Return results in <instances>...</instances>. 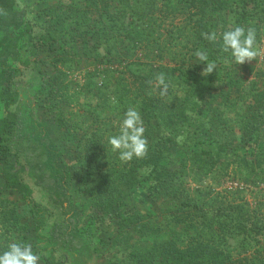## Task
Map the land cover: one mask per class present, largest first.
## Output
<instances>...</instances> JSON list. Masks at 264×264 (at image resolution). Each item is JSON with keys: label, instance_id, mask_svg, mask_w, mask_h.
Returning a JSON list of instances; mask_svg holds the SVG:
<instances>
[{"label": "trees", "instance_id": "trees-1", "mask_svg": "<svg viewBox=\"0 0 264 264\" xmlns=\"http://www.w3.org/2000/svg\"><path fill=\"white\" fill-rule=\"evenodd\" d=\"M83 1L84 8L63 2L48 6L46 20L52 29L37 42L18 0H0V171L9 190L20 192L30 207L34 246L44 263L113 264L96 251L95 233L81 228L83 212L71 198L72 171L37 112L44 92L56 105L73 97L60 62L70 64L81 49L90 47L89 52H100L103 64L88 88L92 95L87 97L98 101L81 103L75 124L59 120L68 139L77 142L82 180L95 184L91 200L100 218L110 217L114 205L120 209L112 216L119 226L109 247L118 249L127 264H264V85L256 91L252 83L254 104L245 113L241 93L233 96L235 87L242 90L237 66L201 36L210 30L222 34L237 25L253 27L258 45L264 0H177L185 21L177 27L178 36L163 45L160 37L155 39L153 0ZM95 13L100 16L98 28L88 23ZM82 26L87 30L81 31ZM81 35L80 44L76 39ZM189 37L195 50L202 48L217 61L213 73L205 76L206 65L186 60L179 65L159 62L164 49ZM149 43L155 48L144 50ZM42 45L55 52L45 62L55 70L47 81L38 66ZM160 73L170 82L166 96L156 87ZM129 105L142 113L148 149L143 158L122 162L106 140ZM102 112L114 118H101ZM236 126L243 137L236 134ZM204 144L209 148L195 149ZM232 180L243 182L254 201L237 194V188H227ZM142 184L166 204L161 224L151 222L152 213L122 212L125 201L132 199L130 192ZM15 209H3L0 248L28 241L27 226L18 225ZM165 228L169 235L160 239ZM147 237L154 242L131 244Z\"/></svg>", "mask_w": 264, "mask_h": 264}, {"label": "rangeland", "instance_id": "rangeland-1", "mask_svg": "<svg viewBox=\"0 0 264 264\" xmlns=\"http://www.w3.org/2000/svg\"><path fill=\"white\" fill-rule=\"evenodd\" d=\"M18 2L20 6H22L27 12V18L34 28V34L37 42H39L38 36H40V34H45L48 28L52 29L49 26V21L46 20V8L48 6H50L51 4L63 2V4L67 5H71L73 3L83 8L86 7V3H84L83 0H18ZM116 4V2L113 4L110 9L111 11L115 10ZM179 5L180 4L177 0H153V16L157 18L155 22L158 28L157 32L155 33V39H158V37H160L161 45H163V42L166 41L172 42L173 39L178 36L177 27L183 26L185 15H182V9L181 11H179ZM69 21H66L68 24L65 23V25L70 28L71 26L69 24ZM89 22L92 23L93 26H96L98 28V26L100 25L99 14L95 13L92 18L88 20V23ZM70 29L73 32L76 30L73 28ZM84 29L87 30V27L82 26V29L80 30L83 31ZM82 38V35L78 36L76 42L81 44L83 40ZM182 42L183 43H180L178 46H170L169 48L164 49L162 53L163 57H160L158 59L159 62L169 65H179L183 63L184 60H186V63L188 64L195 63V58L192 55L195 49L193 47L194 44L193 41H191V37ZM182 44L186 45L184 46ZM52 46L58 48L59 44L54 43ZM151 47L155 48V44H146L144 50L148 51V49ZM189 48L192 50L188 51ZM257 48L260 50V54L256 58L252 59L251 61H246L242 65H237V72L239 73L238 76L242 80V90L241 88L238 89L237 87H235V90H233V96L236 97L238 93H241L240 102L243 100L246 101L244 104L246 105V107H244L243 109L248 108L249 105L254 104V101L250 100V96H253L254 94V92L252 91V83L255 85L256 91H261L264 85V28L262 30V35ZM82 50L83 49H81L80 53L76 54L74 58H71L73 61L70 62V64L60 62V68L65 72V83L69 86L68 92L70 94H74L73 97L69 98L68 101L61 100L62 102L56 105L54 101L49 100L48 92H44L39 97L37 112L50 137L60 147L65 159L67 160V163L69 164L70 170L72 171L73 179L71 183V198L74 204H77L83 212L81 228H90L95 233L94 235L97 240L95 249L100 255L112 259L113 264H127L126 259H124V255H122L118 249L109 247V240L111 237H114V234L117 232V228L119 226L118 218L114 219L112 216H115L120 209H118L117 205H114V207L111 208V211L114 214L112 213L110 217H107L105 219L100 218V216H102V213L100 210L98 211V209L94 207L91 200L95 190V184L91 181L86 183L82 180V170L79 168V162L76 159V154L78 153V150L76 149L77 142L68 139V137L65 135V128L61 127V121L59 120V117H62L65 122H67V120L69 119L72 123L75 124L77 121L76 111H83V108L81 110L79 109L80 104L86 103L87 100L93 103H96L98 101L95 97L88 98L87 96L92 95L88 90L89 87H93V84L91 82L92 74H95V72H97V69H99L100 66L103 65L100 64L99 61L100 52H89L90 47L84 49L83 51ZM54 54L55 52L48 50V47L46 45H42L39 48L38 58L40 59V61L38 63V66L43 70V74L46 79L45 81L50 79L55 72L53 67L45 63L46 61H50ZM101 54L103 55L105 53L101 51ZM184 54L185 56L183 57ZM124 61H127V59ZM101 108L102 106H100V109ZM246 110L247 109H245V113ZM108 113L102 112L100 114L101 118H105L106 115H110L111 118H114L111 113ZM233 116L238 119L240 117L239 112L235 111L233 113ZM91 119H95L94 114L91 115ZM235 132L238 136H241L242 134V137L244 136V132L242 131L241 133V131L239 130V126H236ZM83 134L84 133H81V135L79 136H83ZM206 134V131L202 133L201 140H205L204 138H206ZM201 147L209 148L208 145L204 144V146H196L195 149H200ZM230 169L233 170L232 168ZM192 178L193 177L191 174L190 179ZM190 184L193 187L196 186V184L192 183L191 181ZM242 185H244L243 182H238V180H232L226 183L227 188H237V194L245 196V198L253 202V195L250 191L248 192V190H245ZM130 193L132 195V199L131 201H125L126 207L122 208V212L130 213L133 210H140L143 213H152L153 217L151 218V222L161 224L164 217V208H166V204L161 203L163 198L157 195L155 197L150 196L148 192H146L143 184L138 191ZM11 208H16L15 210L17 211L18 216H20L18 225H20V223L26 224L27 229H25V234L28 238L27 242L31 243L35 249V226L34 219L30 214V207L26 203L20 192L9 190L0 171V245L3 241L2 234H5L3 225L6 221V218L2 212L3 209L10 210ZM14 234L15 233H13V235ZM168 235L169 229L166 230L165 228L161 233L160 239L166 238ZM153 242L154 239L152 237H147L141 241L135 239V241H132L131 244H140L141 246H147L149 244H152ZM96 263L93 262V264ZM40 264H45L42 258Z\"/></svg>", "mask_w": 264, "mask_h": 264}, {"label": "clouds", "instance_id": "clouds-1", "mask_svg": "<svg viewBox=\"0 0 264 264\" xmlns=\"http://www.w3.org/2000/svg\"><path fill=\"white\" fill-rule=\"evenodd\" d=\"M204 40L217 44L223 53H227L233 64L242 65L260 54L257 48V34L253 27L237 25L223 31L222 34L210 30L202 32ZM195 63L204 64L203 75L213 73L217 69V61L210 59L206 50L198 48L193 52ZM156 87L160 95L166 96L170 82L166 74L156 77ZM142 113L138 106L129 105L119 117V125L114 134L107 136V146L113 153H118L122 162L143 158L148 149L147 137ZM41 254L27 241L9 242L6 248H0V264H40Z\"/></svg>", "mask_w": 264, "mask_h": 264}]
</instances>
